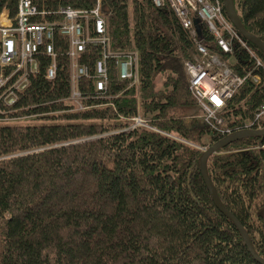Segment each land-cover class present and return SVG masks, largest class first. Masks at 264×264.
<instances>
[{"label": "trees", "instance_id": "trees-1", "mask_svg": "<svg viewBox=\"0 0 264 264\" xmlns=\"http://www.w3.org/2000/svg\"><path fill=\"white\" fill-rule=\"evenodd\" d=\"M207 1L220 3L238 33L223 0ZM18 3L0 0V10L14 18ZM232 3L246 31L264 43V0ZM96 5L47 0L41 10L51 15L65 6ZM101 9L117 56L107 60L106 91L81 78L86 99L76 110L68 100L69 40L56 34L57 78L45 79L49 59L41 57L27 90L13 106H1L0 264H261L214 204L200 165L205 151L229 135L264 130L263 51L238 33L245 46L236 43L232 54L224 53L199 23L200 43L246 79L226 103L224 123L211 127L185 67L198 56L197 44L174 12L152 0H101ZM101 50L92 44L80 55L90 75ZM132 53L139 61L133 86L120 79L117 66ZM137 117L151 129L132 128ZM207 172L264 260V135L220 149Z\"/></svg>", "mask_w": 264, "mask_h": 264}, {"label": "built area", "instance_id": "built-area-1", "mask_svg": "<svg viewBox=\"0 0 264 264\" xmlns=\"http://www.w3.org/2000/svg\"><path fill=\"white\" fill-rule=\"evenodd\" d=\"M75 1V0H60ZM91 10L65 6L48 15L41 6L47 0H19L17 14L11 18L7 9L0 10V115L1 106H13L18 96L30 85L32 77L39 71L41 57L49 59L45 69V79L54 81L58 75L55 37L59 34L69 40L68 57L71 62L72 89L69 101L76 110L84 109L85 97L79 91L81 78H92L98 92L108 88L109 58L117 57L111 50L110 39L106 36V18L101 9V0ZM158 8L169 7L182 27L190 32L197 44L198 56L187 62L185 67L190 80V91L197 101L204 121L211 127H219L224 122L221 113L226 103L244 84L232 67L218 55H213L200 43V35L194 24L199 19L215 37L224 53L232 54L236 43L244 42L230 23L224 18L219 2L207 0H152ZM46 11V10H45ZM55 20H49L51 17ZM93 24V28H92ZM102 48L94 75L89 69L79 65L80 55L89 45ZM121 80L138 84V54L132 53L125 60L117 61ZM151 129L140 117L134 119L132 128ZM247 129L245 131H248ZM227 131V130H226ZM226 133L229 134V131Z\"/></svg>", "mask_w": 264, "mask_h": 264}, {"label": "water", "instance_id": "water-1", "mask_svg": "<svg viewBox=\"0 0 264 264\" xmlns=\"http://www.w3.org/2000/svg\"><path fill=\"white\" fill-rule=\"evenodd\" d=\"M223 2H224L223 4H224L225 10H226V14H227L230 22L237 29L239 35L244 40L256 44L258 47H260V49L264 53V43L261 40H259L258 38L254 37L250 33H248L246 31V29L243 27L242 23L240 22V20L238 19L237 15L235 13L232 0H223ZM199 23H200L199 20L194 21V24H195L198 32L200 30L199 29ZM260 135H264V130H262V131H243V132L236 133V134H233V135L226 137L225 139H223L219 143L211 146L207 151H205V154H204L202 161H201L200 171H201L203 180L205 182V185L207 186L216 207L220 210V212L222 214L227 216L238 227V229L240 230L242 237L246 243V246H247L249 252L251 253V255L254 257V259L256 261H258L259 263L264 264V260L260 259L258 257V255L256 254L254 247L251 243V240H250L248 234L246 233V231L244 230V228L242 227V225L240 224V222L226 209V207L220 201V199L216 193V190L214 189L212 183L210 182L208 172H207V162H208L209 157L216 154L220 149H222V148L226 147L227 145L232 144L238 140L248 138V137H252V136H260Z\"/></svg>", "mask_w": 264, "mask_h": 264}, {"label": "rangeland", "instance_id": "rangeland-1", "mask_svg": "<svg viewBox=\"0 0 264 264\" xmlns=\"http://www.w3.org/2000/svg\"><path fill=\"white\" fill-rule=\"evenodd\" d=\"M163 77H158V79L156 80V85H157V88H161L162 87V84H163ZM5 124H13V123H16V120L14 119H7V120H4L3 121Z\"/></svg>", "mask_w": 264, "mask_h": 264}, {"label": "bare ground", "instance_id": "bare-ground-1", "mask_svg": "<svg viewBox=\"0 0 264 264\" xmlns=\"http://www.w3.org/2000/svg\"><path fill=\"white\" fill-rule=\"evenodd\" d=\"M195 20H199V19H195ZM199 22H200V20H199ZM201 23H202V22H201ZM202 26H203V25H202ZM203 27H204V26H203ZM138 62H139V61H138ZM138 71H139V70H138ZM244 79H245V78H244ZM245 80H246V79H245ZM244 82H245V81H244ZM239 89H240V88H239ZM239 89L236 91V93L234 94V96L238 93ZM26 90H27V89H26ZM26 90H25V91H26ZM234 96H233V97H234ZM233 97H232V98H233ZM232 98H231V99H232ZM231 99H230V100H231ZM228 101H229V100H228ZM228 101H227V102H228ZM2 115H6V114L3 113ZM248 131H252V130H248ZM241 132H243V131H241ZM238 133H240V132H238ZM229 136H230V135H229Z\"/></svg>", "mask_w": 264, "mask_h": 264}]
</instances>
